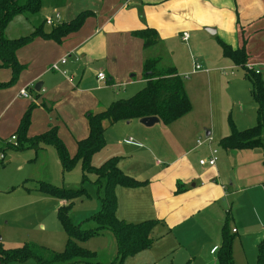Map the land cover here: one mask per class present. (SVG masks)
<instances>
[{
	"label": "crops",
	"instance_id": "1",
	"mask_svg": "<svg viewBox=\"0 0 264 264\" xmlns=\"http://www.w3.org/2000/svg\"><path fill=\"white\" fill-rule=\"evenodd\" d=\"M55 13L53 15H56ZM260 17H264V0H100V8L97 12H91L83 26L78 31L69 34L61 43L51 39L37 38L17 51L19 63L25 66L23 71L30 70L29 80L26 82L28 89H26L30 92L34 90V100L31 103L35 101L36 106H48L50 111L56 114L57 121H65L67 126H71V135L76 143L87 136L88 114L95 111L92 110L93 107L99 109L103 105L96 95L92 94L95 92L94 88L79 87L84 82L88 84L85 78L86 72L95 74L99 84L106 82L113 88L121 87L122 93L127 92L128 86L135 84L132 83L133 81L127 80L129 74L142 70L143 75L144 63L149 58H159V67H175L181 76L186 73L189 75L185 80V88L192 104V110L178 120L169 123L167 134L163 138L152 129L157 123L147 127L139 122L141 127H136L134 131L137 136L136 141L132 137L125 140L129 147L126 152H123L124 155L132 158L133 162L130 164L133 166H137L136 164L140 162L143 172L137 174L136 170H129V164L118 158V165L124 173L139 181H148L143 186L128 188L143 190L145 193L143 195L149 196L150 199L146 202L147 204L138 206L134 212L137 213L138 220H132V215L121 219H127L128 222L160 220V223L155 227L158 237H153L154 242L158 243L157 240L162 236H172L178 245L175 252H178L180 248L186 249V252L181 254L179 260L181 263L187 261L188 264H217V250L222 240V228L225 220L229 218L225 215L227 211H229L232 221L231 230H235L238 236L242 234L250 236L254 247L255 245L258 247L259 242L264 240V180L260 178L262 175L264 179V171L256 172V179L260 178L259 182L245 186L243 180L238 178L237 167H234L229 179H234L235 185L233 182L227 186L218 163L222 160L218 151L216 155L219 158L215 165L200 164V160L210 157L214 150H210L209 145L206 150H200V146L204 145L205 141L200 140L201 143L197 141L200 134L205 132L206 137H209L213 133L214 108L207 88H212V78L209 72L215 68L211 66L206 68V71H202V68L196 70L195 65L198 63L194 62L192 68L189 66L190 69H179L168 62L164 63L170 53V47L164 41L167 42L168 38L180 33L182 41L187 42L191 38L190 30L201 32L204 29L211 35H216L220 30L228 27L241 31L240 27H244ZM54 20V24L66 22L62 21L60 13L59 18L55 17ZM88 27L90 33L86 32ZM144 28H153L160 35V42L157 45L145 48L143 41L132 34V31ZM207 29H212L215 32L211 33ZM33 30L34 28H32ZM242 31L245 32V29ZM183 33H188L187 40H183ZM229 44L232 45V43ZM233 47L238 48L239 46ZM64 58L67 61L60 66L66 71V74L51 70L52 64L61 63ZM226 59L236 65L231 59ZM217 64L218 67L231 70L230 75L235 74V67H231L232 65L227 61L219 59ZM80 69L83 71L79 73ZM0 70H3V73H0V84L9 82L12 78L11 69L0 67ZM51 72L53 75H50ZM99 72L105 74V80L98 79ZM45 75L54 79L53 85L49 88L42 80ZM221 75L223 76V73ZM134 76L135 74H131L130 77ZM37 83L42 84L40 91L35 89ZM142 84H145L144 78ZM22 89L23 87L20 88V91ZM20 91L19 96H22ZM116 95L118 94H115L113 101L119 99ZM70 96H75L79 100L91 98L79 110L74 108V103L71 104L72 110L68 111L71 121L66 120L67 118L63 116V112L67 113L69 109L66 103L69 102ZM16 97L13 96L0 111V119L3 117V111ZM238 103L240 109L235 116V122L238 123L240 118L243 121L242 125L252 123L254 114L245 111L246 108L241 100ZM255 107L257 121V105ZM104 109L100 108L95 112ZM135 120L139 119L124 122L132 124L136 122ZM15 122L16 119L13 117L11 125L14 126ZM18 123L20 124V122ZM54 125L58 128L57 123L49 124V128ZM143 128H148V130ZM230 131L231 129L225 128L224 132L222 130L221 133H218V138L221 139L228 135ZM165 136H171L173 141L163 143L162 139ZM4 142L7 141L0 139V150L2 149L1 151L5 153V159L0 161L1 163L9 158L8 151L10 149L17 151L16 153L24 151V149L15 150L4 147ZM42 147L44 146H39L35 150L45 148ZM241 152L236 154L239 165L256 162L260 155L263 160V151L260 147L241 149ZM55 154L57 156V153ZM37 180H48L53 183L51 175L34 181ZM21 181H25L21 176H0V242L18 239V235L21 234L18 231L23 232L22 239L26 240L28 237H32L34 228L31 224H27L29 222H25V217L36 213V210L42 206L44 208L45 204L48 205L51 202L48 201V197L56 200V210L59 206L66 204V200L36 190L35 184L27 187ZM26 182L28 181L26 180ZM177 189L180 191L177 192ZM133 194L131 193L136 200V196L139 197L141 191ZM242 195L243 198L240 197ZM100 207L99 201L96 208L90 207V209L84 210L83 217L86 218L83 221L90 219L91 215ZM20 209L30 212L22 218H18L15 212ZM48 210V208H44L41 213ZM66 241L67 235L65 242L63 241L64 246L59 251L65 248ZM1 246L4 248V245ZM233 250L237 264L235 243ZM251 264L254 263L251 262Z\"/></svg>",
	"mask_w": 264,
	"mask_h": 264
},
{
	"label": "rangeland",
	"instance_id": "2",
	"mask_svg": "<svg viewBox=\"0 0 264 264\" xmlns=\"http://www.w3.org/2000/svg\"><path fill=\"white\" fill-rule=\"evenodd\" d=\"M99 8L100 0H42L39 11L34 13L23 12L19 15H16L6 28L5 33L8 38H17L30 34L32 28H35L39 25H43L45 30H51L53 25L47 24L46 18L53 17L54 20L56 15L53 14L55 12L60 13L62 21L70 22L82 11L97 12ZM240 28L241 31H237L234 28L228 27L226 29H222L223 31L220 30L216 35H211L204 29L201 30V32H193L190 30L189 33L191 38L187 42L182 41L180 33L175 34L174 37L168 38L167 42L164 41V43L170 47V53L168 54L167 61L164 63L168 62L170 65L177 66L179 69H190L189 66L192 68L194 62L201 65L202 71L211 66L215 68L209 72L212 78V88H207L208 94L210 93L209 96L214 108L213 133L209 137H206L205 132L200 134L199 140L205 141V144L203 143L204 145L200 146V150L204 151L210 146V150L216 149L220 153L219 156L222 158V160L218 161V163L222 169V175H224L222 177L224 178L225 184L227 186L233 182L235 185V180L232 178L229 179L234 167H237L238 178L239 180H243L245 186H250L254 182H259L258 180L260 178L264 180L262 175L258 180L256 179V172L264 171V163L261 155L256 162L239 165L236 154L237 152H241V150L231 151L225 149L220 145V138H218L219 132L221 133L222 130L224 132L225 128L230 129V118L235 122V116L237 115L238 109H240L238 103L239 100L242 101L243 106L246 108L245 111L248 113L250 112V114H254V119L252 123L242 125L243 121H241V119L238 117V123L235 122L237 127L243 129L256 124V105L251 94V80L245 76L246 73L242 66L233 65L230 60L226 59L227 57L223 55V51L217 37L223 38L227 42L232 43V45L235 47H240L245 44V50L250 56L249 65H252L254 69H261L262 78L264 79V17L253 20V22L250 24ZM243 29H245V32L242 31ZM86 32H91L89 27L87 28ZM158 36L160 35L158 34ZM219 59L225 60L227 63L232 65L231 67H235V74L230 75L231 70L218 67L219 65L217 63ZM3 70H0V73H3ZM82 71L83 69H80L79 73ZM220 73H223V76L225 77H223ZM131 74H135V76L130 77ZM204 74L207 75V73ZM50 75H53L52 72ZM29 76L30 70L23 71L11 84L0 88V111L4 109L13 96H17L15 100H13L3 111V117L0 119V127L2 128L0 130V139L4 141H11V137L17 130L16 128L19 124L18 122H20L22 117L28 112L31 101L34 100V90H31V92L28 90V98L19 96L20 88L23 87V89H28L26 82H28ZM182 76L184 80H187L189 77L187 73L183 74ZM85 78L88 84H85L84 82V84H81L79 87L82 88L84 86H89L90 88H94L95 92L92 94L96 95V98L101 102V104H103L102 107H99V109H94L95 107H93L92 110L95 111L100 110V108H107L113 101V98H115V94H118L116 95L118 98H127L134 95L139 90L138 88L141 89L144 86V84H142V70H138L136 73L132 72L129 74L127 80L133 81L132 83L135 84L128 86L126 93L121 92V87L113 88L112 85H108L106 82L99 84L96 75L92 72H86ZM42 80L46 82L47 88L52 86L54 83V79L49 78V75H45L44 79ZM90 99L91 98L88 97L84 100H79L75 96H70L68 99L69 102L66 103V105L69 106L67 113L68 111L72 110L71 104L74 103V108L79 110L86 103H88ZM67 113L63 112V116L67 118L66 120L69 119L71 121L70 114ZM17 116L18 118H16ZM13 117L16 119L14 126L11 125V119ZM135 121L136 122H133L132 124H126V122L121 121L118 124L116 123L106 129L104 135V147L94 153L91 158V163L93 166L99 167L113 156H124L126 157L124 159L122 157L118 158L126 161L129 164L130 168L127 167L129 170H136V172H138L137 174L143 172L140 168L142 165L140 162H138L139 164H136L137 166H133L130 164L133 162L132 158L127 157L128 155H124L125 153H123L126 152V149L129 147L125 140L129 139V137H132L135 141L137 139L134 131L136 130V127L141 126L139 125V120ZM52 123H57L58 135L67 147L69 153L71 155L75 154L77 150V143L71 135L70 130H72V127L67 126L65 121H57L56 114H54V112L52 113V111H50L46 105L36 106L30 110V126L28 129V135L30 137L41 136L47 131L49 124ZM168 125L169 124L159 121L157 124H155V126H153L154 128L152 129L163 138V136L167 134L166 130L168 129ZM145 129L148 130V128ZM162 141L163 143H171L173 139H171V136H165ZM14 146L15 147H13V149L15 150L22 149H16L17 146L15 144ZM44 147H42L44 149L39 148L37 151L35 148H27L19 153H16L17 151L10 149L8 151L9 158L3 163L0 162V176H21V178L25 180L21 181V183L27 187H30L31 184L34 185L36 183L34 180L42 179L44 176L47 177L49 175H51L54 184L63 186L65 188H80L82 185H84L90 193V196L75 199L70 214V219L73 223L83 221L84 218H86L83 217L84 210L90 209V207L92 209L96 208L100 201L97 196L98 189L101 192V195H103V189H101V187L99 188V185L93 183V181L96 179V175L91 173L88 175V179L83 181V172L80 160L75 163L72 169L64 171L61 164L57 160L54 148L50 146ZM219 156L216 155L217 160ZM26 180L28 182H26ZM102 181L103 183L105 182L104 178ZM134 189L136 188H128L127 186L123 185L116 186V215L118 218H128V216L132 215V220H138L137 213L134 212L138 209V206L141 207L147 204L146 202L150 201L149 196L143 195V190ZM140 191L141 195L139 197L136 196V200H134V197L131 195V193H134L133 195H135L136 192ZM240 197L243 198V195ZM44 198H46V196H44ZM47 199L48 201H51L48 203V205H44V208L49 209L48 211L41 213V211L44 209L42 206V208H38L36 210V213H32V215L29 217H25V222H29L27 224H31L34 228L32 237H28L26 240L22 239L23 232L18 231L21 233L18 235V239L0 242V245H4V249H15L23 245L25 242H34L39 245H43L47 249L57 251L63 248V241L65 242L66 240V232L64 230L63 224L58 218L57 210L55 209L57 202L51 197H48ZM29 212L30 211H26L25 209H20L15 212V215L18 218H22ZM225 215L229 217L228 224L231 228L232 221L230 219L229 211H227ZM125 220L127 221V219ZM81 224V228L83 229H95L97 225L92 219H87L81 222ZM155 227L152 231V236L157 238L158 236H156L157 233L155 232ZM251 239L252 238L250 236L243 234L236 236L234 243L236 244L238 260L237 264H251V262L256 264L258 248L256 245L254 247L253 241ZM157 242L158 243L153 242L152 246L149 248L142 249L134 254L126 256L121 264H186L187 261L182 263L179 261L181 259V254L185 253L186 249L180 248L178 252H175L178 249V247H176L178 245H176L172 236H162L157 240ZM79 245L83 248L89 249L92 252H95L97 261L103 264L119 263V261L116 260V256L118 254L117 241L111 230H101L98 232V234H95V236L91 237L90 239L79 242ZM0 264L38 263L34 259L2 263L0 259Z\"/></svg>",
	"mask_w": 264,
	"mask_h": 264
},
{
	"label": "trees",
	"instance_id": "3",
	"mask_svg": "<svg viewBox=\"0 0 264 264\" xmlns=\"http://www.w3.org/2000/svg\"><path fill=\"white\" fill-rule=\"evenodd\" d=\"M41 4L42 0H0V67H7L12 71L11 80L0 84V87L11 84L23 71L25 66L20 64L17 59V51L20 48L37 38L51 39L61 43L69 34L78 31L91 14L89 11H82L70 22L53 24L51 30H45L43 25H39L28 35L17 38L6 36V28L16 15L23 12H37L40 10ZM132 34L143 41L145 48L155 46L160 42L159 36L153 28L134 30ZM218 41L224 56L244 68L245 76L251 80V94L257 105L256 124L246 129H239L230 118L231 131L222 137L219 143L228 150L260 147L263 151L264 163V79L261 73L255 72L256 69L249 68L250 58L245 50V44L242 47L234 48L219 37ZM159 62V58H149L145 61L143 68L145 84L134 95L114 100L104 110L88 114L87 136L78 140L74 155L69 153L60 139L56 126H51L41 136H28L30 110L37 105L35 101L31 103L28 112L22 117L14 134L17 142L16 149L52 146L64 171L72 169L75 163L80 160L83 181L88 179L89 174L94 173L96 179L93 182L103 189V195L100 191L97 195L101 207L90 217L97 224L95 229H83L81 223L71 221L70 214L75 199L90 196L87 188L84 185L80 188H65L48 180H37L35 183L36 190L66 200V204L57 209L58 218L67 235L65 248L62 251H55L34 242H25L15 249H4L1 246L0 259L2 263L34 259L38 264H103L97 261L95 252L81 247L79 242L90 239L104 229L111 230L116 238L118 248L116 260L119 261L118 264H121L126 256L152 246L154 242L152 231L160 223V220L128 222L116 215V186L138 187L147 184L148 181H139L124 173L118 165V157L110 158L99 167L92 165L91 158L94 153L104 147L105 131L116 122L156 116L161 122L169 124L192 110L184 78L175 67L162 68L158 66ZM4 147H15L14 141L4 142ZM178 191L180 189H177ZM228 220L229 218L225 220L222 228V240L217 250V264H236L233 246L237 233L231 230ZM257 248L256 264H264V240L259 242Z\"/></svg>",
	"mask_w": 264,
	"mask_h": 264
},
{
	"label": "built area",
	"instance_id": "4",
	"mask_svg": "<svg viewBox=\"0 0 264 264\" xmlns=\"http://www.w3.org/2000/svg\"><path fill=\"white\" fill-rule=\"evenodd\" d=\"M55 17H56V18H59V13H56V16H55ZM46 23L49 24V25H53V24H54V20H53V18H52V17H48V18L46 19ZM187 39H188V33H183V40H187ZM66 61H67V59L64 58V59L61 60V63L56 62V63L52 64L51 67H50L51 70L59 71V72H61L62 74H66V71H65L64 69H62L61 66H60L61 64H64ZM200 68H201V65H200V64H196V65H195V69H196V70H198V69H200ZM249 68H252V65H249ZM255 72H256V73H261V70H260V69H256ZM98 79H99V80H105V79H106L105 74L102 73V72H99V73H98ZM20 94H21L22 96L29 97V92L27 91V89H22V90L20 91ZM11 140L14 141V144H15V145L17 144V142H16V136L13 135V136L11 137ZM197 142H198V143H201L200 140H198ZM216 154H217V150L214 149V150L212 151L210 157H208V158H206V159H202V160H200V164H201V165H210V166L215 165V164H216V160H217V158H216ZM4 159H5V153H4V151H0V161H3ZM234 231H235V230H234Z\"/></svg>",
	"mask_w": 264,
	"mask_h": 264
},
{
	"label": "water",
	"instance_id": "5",
	"mask_svg": "<svg viewBox=\"0 0 264 264\" xmlns=\"http://www.w3.org/2000/svg\"><path fill=\"white\" fill-rule=\"evenodd\" d=\"M207 30L209 32H211V33L215 32L212 29H207ZM41 86H42L41 83H37L35 85V89L38 90V91H40L41 90ZM159 121H160V119L158 117H156V116H147V117H143V118L140 119V122L143 125L147 126V127H151V126H153L155 123H157Z\"/></svg>",
	"mask_w": 264,
	"mask_h": 264
}]
</instances>
